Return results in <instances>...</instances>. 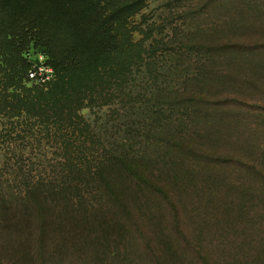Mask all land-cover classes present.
<instances>
[{
  "label": "trees",
  "instance_id": "trees-1",
  "mask_svg": "<svg viewBox=\"0 0 264 264\" xmlns=\"http://www.w3.org/2000/svg\"><path fill=\"white\" fill-rule=\"evenodd\" d=\"M71 4L81 6L83 18L101 14L86 0H0V156H7L0 168V228L12 229L10 217L18 214L25 235L29 219L34 220L40 264H46L49 233L58 231L62 241L76 234L83 238L95 233L99 224L92 220L105 213L132 231L121 249L115 246L109 253L113 264H264V157L234 161L201 152L192 170L155 177L149 165L123 150L131 138H96L81 115L63 114L64 80L97 67L105 53L82 31L70 7V13L61 11ZM120 13L116 9L104 19L115 20ZM45 66L52 79L45 69L39 71ZM48 143L57 156L49 161L55 164L52 170L44 167L47 156L40 150ZM209 172L216 182L200 191L188 213L203 210L198 213L201 224L186 225L172 188ZM116 176L131 182L132 197L119 190ZM3 177L21 187L10 201L2 194L10 188ZM92 194L97 200L85 197ZM23 202L33 208L15 206ZM53 202L59 204L51 209ZM82 204L83 216L69 220ZM100 206L106 209L102 214Z\"/></svg>",
  "mask_w": 264,
  "mask_h": 264
},
{
  "label": "rangeland",
  "instance_id": "rangeland-1",
  "mask_svg": "<svg viewBox=\"0 0 264 264\" xmlns=\"http://www.w3.org/2000/svg\"><path fill=\"white\" fill-rule=\"evenodd\" d=\"M86 1L98 6L101 14L83 18L79 4L61 11L70 7L82 31L105 53L97 67L64 80V115L68 110L73 119L74 111L81 115L80 121L85 120L88 133L96 138H131L123 150L149 165L155 177L163 173L171 178L192 170L201 152L234 161L263 159L264 0ZM116 9L121 10L117 19H104ZM43 69L52 79L53 72ZM52 146H40L48 170L55 165L49 161L57 159ZM2 154L0 168L7 159ZM115 178L119 190L132 197L131 182ZM213 181L209 172L203 179L194 178L186 185L179 181L172 188L186 225L201 224L198 213L203 210L188 213L196 196ZM3 182L10 187L2 193L4 200L21 192L15 181L3 177ZM95 196L85 195L93 201ZM57 204L53 202L51 209ZM32 205L15 206L31 209ZM83 205L76 208L80 214L72 212L68 219L83 216ZM99 209L101 214L106 210ZM10 218L12 229L0 228V264H40L34 220L29 219L24 235L20 233L24 219L18 214ZM94 222L99 228L83 238L76 234L62 241L58 231L49 233L43 252L46 264H113L109 253L115 246L121 249L132 231L108 213L94 217Z\"/></svg>",
  "mask_w": 264,
  "mask_h": 264
},
{
  "label": "built area",
  "instance_id": "built-area-1",
  "mask_svg": "<svg viewBox=\"0 0 264 264\" xmlns=\"http://www.w3.org/2000/svg\"><path fill=\"white\" fill-rule=\"evenodd\" d=\"M42 70H44V69H43V68H39V71H40V72H41ZM45 71H46V70H45ZM40 72H39V73H40ZM34 75H35V74L32 73V74L29 75V77H30L31 79H33V78H34ZM47 79H48V78H47Z\"/></svg>",
  "mask_w": 264,
  "mask_h": 264
},
{
  "label": "clouds",
  "instance_id": "clouds-1",
  "mask_svg": "<svg viewBox=\"0 0 264 264\" xmlns=\"http://www.w3.org/2000/svg\"><path fill=\"white\" fill-rule=\"evenodd\" d=\"M43 59H44V57L43 56H41V60L43 61Z\"/></svg>",
  "mask_w": 264,
  "mask_h": 264
}]
</instances>
